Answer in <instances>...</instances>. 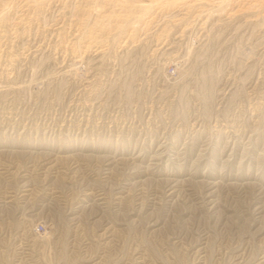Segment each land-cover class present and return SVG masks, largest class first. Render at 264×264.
I'll list each match as a JSON object with an SVG mask.
<instances>
[{
    "label": "rangeland",
    "instance_id": "374dc122",
    "mask_svg": "<svg viewBox=\"0 0 264 264\" xmlns=\"http://www.w3.org/2000/svg\"><path fill=\"white\" fill-rule=\"evenodd\" d=\"M169 1L0 0V264H264V18Z\"/></svg>",
    "mask_w": 264,
    "mask_h": 264
},
{
    "label": "bare ground",
    "instance_id": "6f19581e",
    "mask_svg": "<svg viewBox=\"0 0 264 264\" xmlns=\"http://www.w3.org/2000/svg\"><path fill=\"white\" fill-rule=\"evenodd\" d=\"M109 1V0H108ZM119 1V3H120V5L121 6H125V7H139V4H142V6L143 7H145L144 9H146L147 7H149V6H152V4H155V3H158V5H160V6H162V5H168V3H171L172 1H169V0H151V2H150V4H143V2H142V0H118ZM178 1H180V2H182L183 1V6H185L186 8H190V9H196V8H199L200 6H205V4H209L210 3V1H200V0H194V1H191V2H189L188 1V3L187 2H185V0H178ZM228 1H230V0H217V2L216 3H218L219 2V4L220 5H218V9L220 8V7H222V6H224V4L225 3H227ZM234 3H235V1L234 0H232ZM243 1H245L246 3H244ZM256 2L255 3H248L247 2V0H242V2H243V4H249L248 5V7H247V9H245V11H251V9H253L252 11H254V8H256L255 9V12L256 13H258V14H260L261 16H259V17H262V18H264V14L262 13V9L264 8V0H255ZM185 2V3H184ZM211 2H213V1H211ZM144 3H146V2H144ZM185 4V5H184ZM200 4H204V5H200ZM233 4V3H232ZM142 7V8H143ZM185 8V9H186ZM244 8V7H243ZM188 10V9H187ZM201 10H203V9H201ZM201 10H200V13H201ZM189 11V10H188ZM199 11V10H198ZM238 11L239 10H236V11H234V12H231V14L230 15H232V17L233 16H235V15H237L238 14ZM221 12H222V10H221ZM241 12H243L244 13V11H243V9H242V11ZM186 13V12H185ZM199 14V13H198ZM256 17H258V15L256 16ZM195 18V17H194ZM255 18V17H254ZM229 19V18H228ZM231 19V18H230ZM257 19H259V18H255V19H251V21H256ZM219 20V19H218ZM179 22V21H178ZM243 23V22H242ZM214 26V25H213ZM253 26V25H252ZM236 27V26H235ZM186 28V27H185ZM200 28V27H199ZM247 28V27H246ZM184 30H186V29H184ZM202 30V29H201ZM243 30V29H242ZM247 30V29H246ZM262 31V30H261ZM251 32V31H250ZM192 33V32H191ZM196 33V32H195ZM202 33V32H201ZM183 34H181V36H182ZM208 35V34H207ZM251 36V35H250ZM195 37H197V36H195ZM204 38V37H203ZM206 38V37H205ZM183 39V38H182ZM197 39V38H196ZM130 40V39H129ZM200 40V39H199ZM127 41V40H126ZM102 42H104V41H102ZM99 39H97V37L96 36H90V37H88L87 38V40H86V45H85V49L86 50H90V49H92L93 47H97V45L98 44H100V43H102ZM260 42V41H259ZM101 47V46H100ZM103 49H104V47H103ZM99 51L98 52H100L101 51V49H98ZM157 50V49H156ZM96 51V50H95ZM85 52V51H84ZM87 52V51H86ZM90 52V51H89ZM165 52V51H164ZM156 54V53H155ZM98 56H99V54H98ZM172 182V181H171ZM213 185V184H212ZM173 186V185H172ZM201 187V186H200ZM211 187V186H210ZM226 187V186H225ZM168 188V187H167ZM172 188V187H171ZM170 188V189H171ZM205 188V187H204ZM213 189V188H212ZM202 190V189H201ZM220 190V189H219ZM204 192V191H203ZM263 192V191H262ZM174 194V193H173ZM184 194H185V192H184ZM187 194V193H186ZM172 195V194H171ZM210 199V198H209ZM214 200V199H213ZM209 201V200H208ZM255 201V200H254ZM257 201H259V200H257ZM216 202V201H215ZM214 202V203H215ZM217 205V204H216ZM256 206H258V205H256ZM218 207V206H217ZM254 208V207H253ZM264 212V211H263ZM252 213V212H251Z\"/></svg>",
    "mask_w": 264,
    "mask_h": 264
}]
</instances>
